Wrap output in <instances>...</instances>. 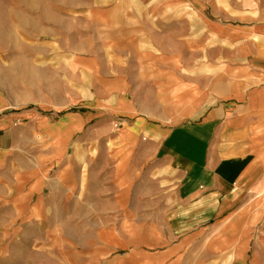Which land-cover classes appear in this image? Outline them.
<instances>
[{"label": "crops", "instance_id": "crops-1", "mask_svg": "<svg viewBox=\"0 0 264 264\" xmlns=\"http://www.w3.org/2000/svg\"><path fill=\"white\" fill-rule=\"evenodd\" d=\"M165 1L201 28L164 32L155 9L130 17L143 27L129 20L120 30L117 48L129 46L135 61L113 66L93 99L111 123L123 120L117 133L129 126L120 157L84 163L53 142L51 125L80 124L75 134L92 109L49 114L0 89V201L10 210L0 229H17L23 216L58 264H264V14L242 23L202 0ZM119 96L128 103L116 113ZM99 213L111 215L104 228Z\"/></svg>", "mask_w": 264, "mask_h": 264}, {"label": "rangeland", "instance_id": "rangeland-1", "mask_svg": "<svg viewBox=\"0 0 264 264\" xmlns=\"http://www.w3.org/2000/svg\"><path fill=\"white\" fill-rule=\"evenodd\" d=\"M158 1L140 0L144 5L138 6L139 0H0V89L8 97L25 99L28 105L50 110L49 114L92 109L93 118L87 119L75 134L72 133L80 124H67L68 128L58 129L51 125L55 132L53 142L66 141L72 148L69 152L83 162L94 158L98 164H103L106 158L120 157L121 148L127 146L125 142L129 139L124 138L122 132L129 126L124 125L117 133L123 120L114 119L111 123L105 102L99 104L93 100L98 89L105 86L113 66H127L135 61L132 50L128 53L129 46L117 48L116 43L121 45L120 30L128 28L129 23L131 28L143 27L144 21L137 23L130 17L141 15L145 20L146 14H153L155 9L163 15L158 28L164 32L177 28L179 34L184 35L189 24L201 28L195 16H189L186 22L185 7L178 6L171 13L170 7L165 5L167 1L160 4ZM202 1L215 9L217 17L242 23L254 20L255 13L264 14V0ZM130 36L135 43L141 41L142 50L148 45L143 33L136 31ZM180 42L184 43L185 39L179 38ZM129 72L138 70L134 68ZM178 73L179 78L185 77L184 71ZM114 87L120 91V86ZM133 88L136 89V85ZM25 100H17V103L23 104ZM126 103V99L119 96L113 110L122 111ZM172 107H180V102H173ZM87 169L84 165L86 184L90 180ZM7 205L0 201L1 225L10 218ZM109 216L98 214L100 228L106 226ZM25 223L22 216L16 222L17 229H0L2 264H58L53 256L55 247L48 246L45 240L43 244L41 229ZM33 236L37 238L34 244H26ZM15 237L19 239L18 244H14L13 239L10 244V238ZM10 254L17 257L16 262H10Z\"/></svg>", "mask_w": 264, "mask_h": 264}]
</instances>
